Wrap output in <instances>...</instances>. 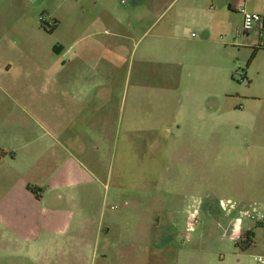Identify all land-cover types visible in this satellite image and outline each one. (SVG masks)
<instances>
[{
	"label": "rangeland",
	"instance_id": "rangeland-1",
	"mask_svg": "<svg viewBox=\"0 0 264 264\" xmlns=\"http://www.w3.org/2000/svg\"><path fill=\"white\" fill-rule=\"evenodd\" d=\"M240 1L0 0V150H17L19 132L35 131L33 118L39 117L33 89L38 87L30 85L35 79L44 83L46 69L70 67L74 61L83 65V60L92 61L102 54V65L111 69V73L105 70L104 79L114 82L113 98L122 106L113 123L118 140L131 128L127 117L132 102L138 105L139 126L147 112L153 122L166 123L175 131L178 127L171 123L180 122L176 133L197 131L200 185L191 192L193 198L183 200L189 191L177 184L179 171L173 168L169 173L176 178L166 188L172 195L169 204L175 209L171 217L160 219L165 234L155 232L149 240L166 241L168 250H132L131 256L125 250H108L102 257L103 244L89 250L77 243L28 256L0 225V264H150L160 258L154 259V255L163 256L158 259L160 264H255L254 255L264 253V220L241 214L248 211L264 216V122L260 125L257 119L246 118L249 83L245 74L248 67L259 73L255 84L264 90V50L239 45L245 35L236 37L242 16ZM255 146L261 149L262 173L251 163V187L244 192L242 168L249 152L253 160ZM147 151L139 167L148 157ZM118 152L119 147L115 156L114 152L108 154L107 178L98 192L108 206L117 189ZM2 173L6 170L0 166V177ZM130 181L128 175L124 184ZM211 189L219 201H230L234 209L219 207L220 214L204 211L201 202ZM3 191L0 183V199ZM195 208L198 223L188 231V214ZM143 210L138 208V214L130 212L121 220V228L131 237L132 232L138 236ZM238 217L243 231H249V246L231 239L230 221Z\"/></svg>",
	"mask_w": 264,
	"mask_h": 264
},
{
	"label": "crops",
	"instance_id": "crops-1",
	"mask_svg": "<svg viewBox=\"0 0 264 264\" xmlns=\"http://www.w3.org/2000/svg\"><path fill=\"white\" fill-rule=\"evenodd\" d=\"M242 1L247 12L264 19V0H241L240 3ZM241 25L242 16L237 31ZM259 28L245 34L239 45L248 50L262 49ZM95 58L98 59L94 61ZM95 58L93 62L83 60L86 63L83 65L74 61L70 67L61 65L46 69L44 83L35 79V83L30 84L38 87L33 89L38 97L34 108L39 117L33 118L35 131L26 128L28 130L19 132L17 150H0V166L6 170L0 177L4 188L0 199V225L12 234L19 242L17 247L28 256H40L47 250H60L63 245L77 243L89 250L103 244L102 257H106L108 250H125L127 256L132 255L129 252L132 250H168L166 241L152 243L149 240L155 232L165 234L164 229H160V219L171 217L175 209L169 204L172 195L166 188L174 185L176 178L169 173L173 168L179 171L177 184L189 191L183 200L193 198L191 192L200 186L196 175L197 131L176 133L180 122L171 123L178 127L175 131L166 123L162 126L153 122L147 112L139 126L138 105L132 102L127 117L131 128L118 140L113 123L114 116L118 112L121 115V102L117 105L113 98L114 82L103 76L105 70L111 73V69L102 65V54ZM245 76L249 83L244 108L246 118L249 121L257 119L261 125L264 122V90L255 84L259 73L248 67ZM118 147L117 189L108 206L98 192L102 189V180L107 178V156L113 152L115 156ZM145 149L148 157L141 160L139 167ZM260 150L255 146L253 160L249 152L243 165L244 192L248 185L251 187V163L258 168L259 174L262 173ZM128 175L131 181L124 184ZM139 175L143 177L140 179ZM28 186L35 187L37 196L27 189ZM127 190L131 191L130 195L125 194ZM209 191L201 208L208 214H220L219 198L212 189ZM138 208H143L145 213L136 230L138 236L132 232L131 237L127 229L121 228V220L130 212L138 214ZM230 222L232 226L233 221ZM242 232L249 235L247 230L242 229ZM81 235L86 237L80 238ZM156 257L163 258L153 256ZM158 259L150 264H160Z\"/></svg>",
	"mask_w": 264,
	"mask_h": 264
},
{
	"label": "built area",
	"instance_id": "built-area-1",
	"mask_svg": "<svg viewBox=\"0 0 264 264\" xmlns=\"http://www.w3.org/2000/svg\"><path fill=\"white\" fill-rule=\"evenodd\" d=\"M238 12L242 15V25L240 29L236 32V37H240L243 34H247L253 31L256 27H260L258 31V38L260 41V47L264 48V19L263 17L258 14L247 12L243 6H240L238 8ZM227 206L230 209H234V205L230 201H227V202L219 201V207L223 211H227L228 209ZM230 209L228 213L230 212ZM197 214L198 212L196 208L189 212L188 219H187V230L188 231H192L193 228L198 223ZM241 215L243 217H247L250 220H259V221L264 220L263 214L259 212H254L252 214V213H248V211H245ZM241 225H242L241 217L236 218L232 223L231 239H233V241L236 243L241 242V240L243 239V232H242ZM253 261L255 264H264V253L254 255Z\"/></svg>",
	"mask_w": 264,
	"mask_h": 264
},
{
	"label": "trees",
	"instance_id": "trees-1",
	"mask_svg": "<svg viewBox=\"0 0 264 264\" xmlns=\"http://www.w3.org/2000/svg\"><path fill=\"white\" fill-rule=\"evenodd\" d=\"M55 25H56V23H55ZM262 50H264V48H262ZM27 189H28L32 194H34V195L37 196V192H36L35 187H33V186H28ZM243 243L246 244V246H249V245L252 244V240H251L250 236H249L247 233L243 234V239H242L241 242H239L238 244H243ZM238 244H237V245H238Z\"/></svg>",
	"mask_w": 264,
	"mask_h": 264
}]
</instances>
